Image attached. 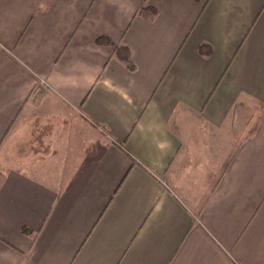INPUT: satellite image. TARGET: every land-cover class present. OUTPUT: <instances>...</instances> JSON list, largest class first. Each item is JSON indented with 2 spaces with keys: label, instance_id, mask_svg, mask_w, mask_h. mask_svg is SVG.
Instances as JSON below:
<instances>
[{
  "label": "crops",
  "instance_id": "obj_1",
  "mask_svg": "<svg viewBox=\"0 0 264 264\" xmlns=\"http://www.w3.org/2000/svg\"><path fill=\"white\" fill-rule=\"evenodd\" d=\"M0 264H264V0H0Z\"/></svg>",
  "mask_w": 264,
  "mask_h": 264
},
{
  "label": "trees",
  "instance_id": "obj_2",
  "mask_svg": "<svg viewBox=\"0 0 264 264\" xmlns=\"http://www.w3.org/2000/svg\"><path fill=\"white\" fill-rule=\"evenodd\" d=\"M142 10H144V11H148V12H150L152 15L155 14V10H154V9H151L150 7H142ZM101 41H102V40H100V42H101ZM98 42H99V41H98ZM210 52H211V48H210L209 46H206V45H201V46L199 47V49H198V53H199L200 55H208ZM115 53H116V56H117L118 60L122 61L130 71H133V70H134V68H133V66H132V64H131V62H130V60H129V58H128L129 52H128V49H127V48H124V47H122V48H117L116 51H115ZM99 127H100V126H99ZM100 128H101V127H100ZM101 129H102V130H101V131H102V132H101L102 134H104V135H108L107 132H105V130H104L103 128H101ZM111 141H112V143H114V145H116V147H117L120 151H122V153H124L126 156L130 157V155H129L128 152L125 150V148L123 147L122 144L116 142V141L113 140V139H112ZM130 158H131V157H130Z\"/></svg>",
  "mask_w": 264,
  "mask_h": 264
}]
</instances>
